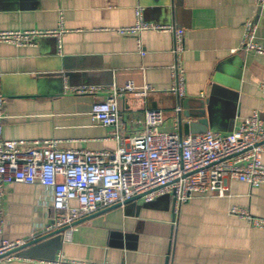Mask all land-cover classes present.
I'll return each instance as SVG.
<instances>
[{
    "label": "crops",
    "instance_id": "crops-1",
    "mask_svg": "<svg viewBox=\"0 0 264 264\" xmlns=\"http://www.w3.org/2000/svg\"><path fill=\"white\" fill-rule=\"evenodd\" d=\"M138 6L147 21L186 31L182 99L169 92L172 33L119 32L135 24ZM248 20L258 24L257 41L264 43V8L256 0H0V29L63 25L67 30L61 51L55 37L41 38L37 45L0 44V88L7 98L2 137L58 138L62 148L116 149L113 128L95 125L90 112L95 102L130 81L148 83L156 92L125 93L122 131L128 136L139 131L147 109L163 110L161 128L179 133L177 106L193 115L183 123L199 124L206 129L201 132L229 133L254 110L264 120V93L258 85L264 81V57L240 50ZM90 86L101 91L74 92ZM200 110L203 120L195 115ZM229 189L227 196H199L179 206L171 195L151 202L135 197L78 222L69 237L61 234L22 247L0 264H57L60 255L110 264H264V228L230 212L236 205L264 217V184L230 180ZM2 207L5 238L39 237L53 218L52 189L8 183Z\"/></svg>",
    "mask_w": 264,
    "mask_h": 264
},
{
    "label": "built area",
    "instance_id": "built-area-1",
    "mask_svg": "<svg viewBox=\"0 0 264 264\" xmlns=\"http://www.w3.org/2000/svg\"><path fill=\"white\" fill-rule=\"evenodd\" d=\"M256 1L259 9H263L264 0ZM135 13V24L121 27L119 32L137 36L148 29L172 33L174 60L169 67L172 77L169 92L179 99L184 98L185 29L147 21L142 6L136 7ZM66 31L63 25L57 29H0V44L37 45L41 38L55 37L61 51V37ZM257 31L258 24L248 20L240 50L264 57V43L257 41ZM138 45L143 52L142 43ZM258 85L264 93V81ZM100 91L101 88L94 86L74 90L80 94ZM126 92L147 96L156 90L148 83L138 86L130 81L124 87L114 89L105 100L95 102L90 112L93 123L112 127L118 147L81 149L62 148L58 138H3L7 98L0 88V259H13L17 250L37 237L33 234L29 238L10 240L3 236L2 201L8 183H39L51 188L53 218L45 225L44 233L70 226L63 237L71 235L72 224L77 220L116 204L123 205L138 196L151 202L160 196L171 195L175 205L179 206L199 196H227L230 180H240L251 187L264 184V120L260 111L254 110L229 133L208 130L182 135L161 128L165 121L163 110L147 109L139 131L128 136L122 131L124 117L121 112V101ZM174 110L180 113L182 109L177 106ZM230 212L253 227L264 228V217L254 216L244 207L235 205ZM56 263L110 264L68 260L61 255Z\"/></svg>",
    "mask_w": 264,
    "mask_h": 264
},
{
    "label": "water",
    "instance_id": "water-1",
    "mask_svg": "<svg viewBox=\"0 0 264 264\" xmlns=\"http://www.w3.org/2000/svg\"><path fill=\"white\" fill-rule=\"evenodd\" d=\"M203 114H204V113H203V110H200V111H199L197 114H195V115L198 116V118H200V120H203V119H202ZM195 115H194V116H195ZM185 117H193V115H191L190 113H186V112H180V113H178V121H179V125H180V127H181V131H180L181 134H183V131H184L185 134H188V133H190V132H192V133H196V132H201V131L206 130L204 127H200L199 124H195V123H192V122H191V123H187V122L183 123V119H184ZM201 122H204V121H201ZM138 197H141V196H138ZM133 199H134V198H133ZM131 200H132V199H131ZM129 201H130V200H129ZM127 202H128V201H126L125 203H127ZM117 205H121V204H116V205H113L112 207H115V206H117ZM112 207L106 208V210H107V209H110V208H112ZM96 214H98V213L88 215V216H86L85 218L80 219V220L74 222V223L72 224V226L76 225V224H77L78 222H80V221L88 220V219L92 218L93 216H95ZM68 228H70V226H65V227H62V228L56 229V230H54V231L48 232V233H46V234H44V235H41V236H39V237H36L35 239L30 240V241H29L26 245H24L23 247L28 246V245H32V244H36V243H39V242H43V241H45V240H47V239H49V238H51V237H54V236H59V235L63 234L64 231H66ZM20 249H22V247H21Z\"/></svg>",
    "mask_w": 264,
    "mask_h": 264
}]
</instances>
